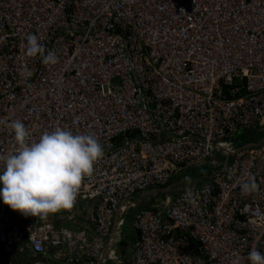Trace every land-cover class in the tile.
<instances>
[{"label": "built area", "instance_id": "built-area-1", "mask_svg": "<svg viewBox=\"0 0 264 264\" xmlns=\"http://www.w3.org/2000/svg\"><path fill=\"white\" fill-rule=\"evenodd\" d=\"M33 34L55 66L26 55ZM16 119L33 140L57 126L94 134L105 155L69 210L40 219L0 201V252L63 264L264 253V0H0V153L17 147ZM251 129L262 140L240 145ZM206 164L199 186L135 213L122 257L134 199ZM252 177L257 191L242 194Z\"/></svg>", "mask_w": 264, "mask_h": 264}, {"label": "clouds", "instance_id": "clouds-1", "mask_svg": "<svg viewBox=\"0 0 264 264\" xmlns=\"http://www.w3.org/2000/svg\"><path fill=\"white\" fill-rule=\"evenodd\" d=\"M26 55L39 57L46 66L59 62L57 54L46 52L35 34L27 37ZM31 75L28 72L25 78ZM8 127L17 147L14 151L0 153V201L13 212L40 219L71 209L82 182L93 174L94 167L105 155L98 138L94 134L73 133L57 126L33 140L21 120L11 121ZM240 188L242 194L257 191L255 177ZM159 191L162 190H156L158 196ZM169 194L173 193L167 192L159 202ZM247 260L249 264H264V253L253 248Z\"/></svg>", "mask_w": 264, "mask_h": 264}, {"label": "crops", "instance_id": "crops-1", "mask_svg": "<svg viewBox=\"0 0 264 264\" xmlns=\"http://www.w3.org/2000/svg\"><path fill=\"white\" fill-rule=\"evenodd\" d=\"M248 145V144H247ZM246 145V146H247ZM250 145H253V144H250ZM208 167V169H210V171L212 170V167L209 166V165H203L201 167ZM183 174V173H182ZM181 174V175H182ZM193 177V176H192ZM188 175H186V178L185 177H181L180 178V181H179V185L177 186H173L171 188H168L165 190H162V192H160V196L159 198H162L163 199V196L166 195V193L168 192H172L174 197L175 195H177L183 188L186 187V182L188 181ZM199 177H194V183L193 182H189L190 185H196L197 184V180H198ZM199 184V183H198ZM154 196H158L157 192H152V193H148V194H145V195H142V196H138L134 199V203L133 205H130V209H129V213L128 214H124L125 216V224L124 226L128 225L129 227V233L127 236H123L121 235L122 239H118L117 238V235H116V238H117V242L119 243V247H120V251H119V254L122 256V257H128L130 252H131V249H132V243H133V240H134V234H133V231H132V227H131V223H132V217L128 216L130 213H132L133 217L135 215L136 212H138L139 210H141L142 208H149V207H153L154 205H157L158 203L155 202V197ZM173 197V198H174ZM167 198V197H166ZM119 217H121V214L119 215ZM122 228V227H121ZM118 232V230H117ZM116 232V233H117ZM115 236V235H114ZM115 238V239H116ZM1 253V252H0ZM15 254H19L18 252L16 253L15 251ZM4 255L6 259H8L10 256L11 258L13 257V255H9V254H5L4 252ZM3 255V256H4ZM25 256H22V257H25L24 260H21V264H63V263H60V262H57L53 259L52 255L51 254H48L46 256H41V257H38V258H32L30 255L28 254H24ZM2 256V257H3ZM19 256H21V254H19ZM1 258V257H0ZM13 260V258H12ZM99 264H115V263H112L111 261L107 262V263H104V260L100 261Z\"/></svg>", "mask_w": 264, "mask_h": 264}, {"label": "rangeland", "instance_id": "rangeland-1", "mask_svg": "<svg viewBox=\"0 0 264 264\" xmlns=\"http://www.w3.org/2000/svg\"><path fill=\"white\" fill-rule=\"evenodd\" d=\"M114 85L115 86H120V81L119 80H115L114 81ZM247 132V131H246ZM246 132H241L238 136H237V139L240 143L242 144H254V143H258L262 140L263 138V135L261 132L257 131V130H251V131H248L247 133ZM215 159L216 158V155L214 157V162L216 161ZM208 174H210V169H208V167L204 166V167H196V168H190V169H187L186 171L183 172V176L186 177V175H188V177L191 179H194V177H199V178H204L206 177ZM193 176V177H192ZM190 186V184H189ZM168 196V195H167ZM155 197V202H159V197L161 196H154ZM174 197L173 194L170 195V199H172ZM129 233V227L128 225L126 226H122V228L119 229V231L116 233L117 235V238L118 239H122L121 235L123 236H127ZM16 253H17V250H15ZM15 251H14V255H13V260L11 258V256L6 259L4 255V252H1L0 253V264H21L23 262H21V260H24L25 257H22V256H25V255H21L19 256V254H15ZM5 254H7L5 252ZM4 255V256H3ZM3 256V257H2Z\"/></svg>", "mask_w": 264, "mask_h": 264}, {"label": "trees", "instance_id": "trees-1", "mask_svg": "<svg viewBox=\"0 0 264 264\" xmlns=\"http://www.w3.org/2000/svg\"><path fill=\"white\" fill-rule=\"evenodd\" d=\"M251 130H253V129H251ZM251 130H250V131H251ZM254 130H257V129H254ZM247 132H248V131H247ZM247 132H246V133H247ZM237 136H238V135H237ZM239 144H240V145H247V144H242V143H240V142H239ZM254 144H256V143H254ZM257 144H258V143H257ZM181 177H184V176H183V175H180L179 177H177V178L174 180V183H175V182L178 183V182L180 181V178H181ZM185 178H186V177H185ZM187 179H188V181L186 182V184H187L186 187L189 186V182H193V183H194V179H192V178L190 179L189 177H188ZM199 179H200V178H198V180H199ZM198 183H199V182H197V184H196L197 186H199ZM192 185H193V184H192ZM192 185H190V186H192ZM166 188H167V187L160 188L159 190H165ZM128 216L132 217L133 215H132V213H130Z\"/></svg>", "mask_w": 264, "mask_h": 264}]
</instances>
